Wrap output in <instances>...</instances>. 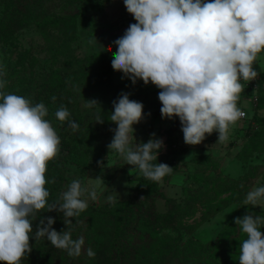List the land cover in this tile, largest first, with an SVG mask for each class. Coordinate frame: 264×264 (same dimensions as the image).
<instances>
[{
	"label": "rangeland",
	"instance_id": "obj_1",
	"mask_svg": "<svg viewBox=\"0 0 264 264\" xmlns=\"http://www.w3.org/2000/svg\"><path fill=\"white\" fill-rule=\"evenodd\" d=\"M33 1L0 0V22L9 17L16 2L32 5ZM39 4L50 14H77L75 39L70 41V29L67 33V29L61 30L59 26L42 30L32 23L26 28H15L13 38L18 45L8 47L0 42V63L6 72L7 86L3 89L6 93L14 91L22 96L21 82H13L11 73L17 68L23 72L19 50L24 48H31L38 62L51 68L49 93L62 84L64 88L65 83L71 84V88L66 87L69 100L64 98L61 104L46 106L45 119L54 129L57 124L68 123H61L55 115L61 106L69 110V120L79 124L78 131L71 130L75 135L73 157L60 171L62 182L56 187V200L73 179H79L82 186L91 190L99 176L104 182L96 189L97 200H91L87 194L82 197L88 207L119 210L128 201H141L144 195L135 186L142 174L107 147L117 127L109 119L114 111L113 101L124 92L130 94L129 99L142 102L144 119L133 125L131 146L135 149L155 133V138L164 141L158 156L166 153V129L178 117L162 118L160 89L154 84L145 85L137 80L133 85L127 77L122 79V72L112 68L111 60L117 50L113 41L136 21L123 0H37L31 8L39 10ZM54 47L59 50L57 56ZM15 86L18 87L12 91ZM40 87L41 95L48 92ZM36 92L35 89V97L31 99L33 105L39 103ZM252 94L246 88L240 94L238 107L246 109L250 117L239 120L226 141H218V133L213 132L202 143L189 145L184 142L181 126L177 129L173 143L183 147L185 159L178 171L158 182L153 201H146L121 229L118 246L125 260L122 264H239L240 244L246 234L235 224V218L247 214L264 216L261 207L244 204L250 190L264 186V107L257 109L262 99L264 102V84L258 88L257 103H252ZM90 99L97 100L99 105L85 107ZM97 114L102 115V124L95 122ZM48 168L49 174L52 168ZM109 195L116 197L114 202L108 201ZM107 219L98 224L101 236L96 245V264H116L111 254L114 235L111 227L104 225L108 224ZM261 231L264 232V226Z\"/></svg>",
	"mask_w": 264,
	"mask_h": 264
},
{
	"label": "clouds",
	"instance_id": "obj_2",
	"mask_svg": "<svg viewBox=\"0 0 264 264\" xmlns=\"http://www.w3.org/2000/svg\"><path fill=\"white\" fill-rule=\"evenodd\" d=\"M136 23L113 43L117 50L112 68L123 73L135 85L142 80L158 89L161 116L178 117L184 142L198 145L206 135L218 133V141L228 139L229 131L246 113L238 107L244 84L257 78L253 67L264 52V0H123ZM96 38V37H95ZM6 72L0 68V261L22 264L32 251L30 238L46 237L55 248L69 256L82 254L84 238L72 239L70 231L53 228L54 217L42 218L33 232V220L42 211L62 212L64 223L78 217L88 207L86 194L97 200V188L103 184L95 178L89 190L73 179L60 199L49 203L46 184L48 163L60 154V137L45 119L44 103L33 105L29 99L3 91ZM122 92L113 101L109 119L117 127L107 145L109 152L122 157L138 169L144 178L161 182L172 174L173 167L157 161L164 147L161 138L139 143L131 140L134 124L144 119L143 104ZM55 101V97H52ZM99 105L86 100L85 107ZM76 132L79 124L69 120L70 112L61 106L55 113ZM96 123H103L97 114ZM98 164H103L98 161ZM143 198V197H142ZM141 198V199H142ZM109 202L116 197L108 196ZM245 205L264 209V186L246 194ZM246 239L240 244L239 264H264V216L251 214L235 218ZM86 254L94 257L88 248Z\"/></svg>",
	"mask_w": 264,
	"mask_h": 264
},
{
	"label": "trees",
	"instance_id": "obj_3",
	"mask_svg": "<svg viewBox=\"0 0 264 264\" xmlns=\"http://www.w3.org/2000/svg\"><path fill=\"white\" fill-rule=\"evenodd\" d=\"M40 2V0H38ZM37 0L32 2V5H35ZM29 2L19 3L16 2V5L11 10L9 17L6 20H2L0 22V42L8 47H16L18 44L16 40L13 38L15 28L22 29L29 26V24L35 23L42 30H46L49 28H55L57 26L61 27V30L70 29L69 37L70 41H73L76 37L77 31V14H71L69 16L60 15V14H50L46 11L42 4H39V10L36 8H31ZM33 21V22H32ZM64 47H60V50H63ZM56 52V53H55ZM59 50L54 47V56L58 55ZM20 53V62H22L23 72L18 68L11 73V76H14L13 82L20 81L21 89L20 93L26 99L30 98L34 99L35 97V89L36 97L39 100V103H44L45 106L49 107L50 104L56 103L61 104L64 98H67V94L69 90L66 88H71V84L65 83V88L62 85L56 87L55 91L49 93L48 85L51 81L52 70L51 68H47L44 64H40L38 62V58L35 56L34 51L31 48H24V50H19ZM20 62L18 64H20ZM38 63L40 66H38ZM16 67V66H15ZM256 71L260 74L259 80V89L264 84V70L259 65L258 61H256L253 65ZM0 68L3 69V66L0 63ZM14 85V84H13ZM43 86L46 92L44 95H41ZM18 86H15V89ZM34 89V90H33ZM25 96L26 94H28ZM14 93V91L12 92ZM55 97V101H53L52 97ZM264 102L262 99V103L258 104L257 109L263 108ZM51 108V107H50ZM250 117V116H249ZM249 117L245 120H248ZM243 121V120H242ZM181 126L179 118L173 121V124L166 129V133L168 134L167 139V151L165 154L159 155L157 161H153V163H166L169 166L173 167L172 174L175 171H178L180 168V162L184 161L185 150L183 147H177L173 143V136L175 135L177 129ZM71 128L69 127V123L66 125L60 126L57 124L55 127V131L60 137V154L54 160L51 161V172L46 173V178L51 181L53 178L55 182H49L46 184V188L50 192V196L48 197L49 203L56 202L57 194L56 187L61 184L62 177L60 171L64 168L68 161L73 157L72 152V144L74 141V134L71 133ZM48 166V167H49ZM49 169V168H48ZM170 175H166L163 177L164 179H168ZM61 177V180H59ZM61 181V182H60ZM135 188L144 195V199L141 201H128L122 205L119 210H111L110 208L104 207H95L87 209L80 213L78 217L70 218L72 223L68 226L64 223V217L62 212L53 211H42L41 213H37L36 219L33 220V232L36 231L37 225L40 220L45 217H54L55 222L53 224V228L57 231H70L72 239H77L79 237L84 238V245L82 254L79 257H72L67 254L65 250L55 248L51 245L50 241L47 240L46 237H41L40 239H35L34 233L33 237L30 238V244L32 245V251L26 258L23 259L22 264H96V255L94 257H89L86 254V250L91 248L94 252L97 251L98 237L101 236V231L98 232V224L101 220L107 219L108 224H104L108 227H111V234H113L112 244H111V254L113 255V259L116 264H122L124 260V256L121 255V251L118 246V235L123 229V226L130 222L133 215L143 207L146 201H153L155 193L158 191V182H154L152 180L146 179L141 175L137 179V184ZM112 218L110 219V217ZM101 220L102 222L104 220ZM105 226V227H106ZM104 227V226H103ZM0 264H5V262L0 261Z\"/></svg>",
	"mask_w": 264,
	"mask_h": 264
},
{
	"label": "built area",
	"instance_id": "obj_4",
	"mask_svg": "<svg viewBox=\"0 0 264 264\" xmlns=\"http://www.w3.org/2000/svg\"><path fill=\"white\" fill-rule=\"evenodd\" d=\"M259 80H260V74L258 72V76L256 79H254L248 83L241 81L244 84V88L249 89L251 93L253 92L252 97H251L253 104H254V102L255 103L258 102L257 92H258V88H259ZM240 109L246 113L245 117L241 118L240 120L247 119L249 117L248 111L244 108H240Z\"/></svg>",
	"mask_w": 264,
	"mask_h": 264
},
{
	"label": "crops",
	"instance_id": "obj_5",
	"mask_svg": "<svg viewBox=\"0 0 264 264\" xmlns=\"http://www.w3.org/2000/svg\"><path fill=\"white\" fill-rule=\"evenodd\" d=\"M263 57H264V54L261 53L260 54V57H259V59L257 61H258L259 65L261 66V68L264 70V67H263V65H264V59H263Z\"/></svg>",
	"mask_w": 264,
	"mask_h": 264
}]
</instances>
